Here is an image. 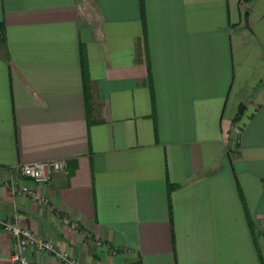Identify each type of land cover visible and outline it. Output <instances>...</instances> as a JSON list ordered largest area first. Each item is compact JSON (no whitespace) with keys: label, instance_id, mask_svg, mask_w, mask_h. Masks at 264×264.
<instances>
[{"label":"crops","instance_id":"1","mask_svg":"<svg viewBox=\"0 0 264 264\" xmlns=\"http://www.w3.org/2000/svg\"><path fill=\"white\" fill-rule=\"evenodd\" d=\"M0 220L81 264H264V0H0Z\"/></svg>","mask_w":264,"mask_h":264},{"label":"built area","instance_id":"2","mask_svg":"<svg viewBox=\"0 0 264 264\" xmlns=\"http://www.w3.org/2000/svg\"><path fill=\"white\" fill-rule=\"evenodd\" d=\"M66 166L67 162L61 159L40 161L21 164L17 166V172L19 176L27 177L35 183H45L51 179L53 174L64 171ZM10 192L14 195H30L32 198H35L33 189L23 184L17 185L11 182ZM38 202L42 205L47 204V200L44 198H40ZM64 222L72 228L75 227V224L67 218H64ZM3 232L8 233L14 241V249L10 256V262L12 264H30L27 256V251L30 247H33L39 252L52 254L61 264H79L67 252L59 249L50 240L40 237V235L27 226H21L9 220H0V233Z\"/></svg>","mask_w":264,"mask_h":264},{"label":"rangeland","instance_id":"3","mask_svg":"<svg viewBox=\"0 0 264 264\" xmlns=\"http://www.w3.org/2000/svg\"><path fill=\"white\" fill-rule=\"evenodd\" d=\"M11 183V182H10ZM10 183L8 184V186H9V192H10ZM11 193V192H10ZM22 226V225H21ZM26 226V225H25ZM28 227V226H27ZM1 234L2 233H0V237H1ZM41 237V236H40ZM54 244V243H53ZM55 245V244H54ZM29 249H32L35 253H38V254H48V253H44V252H39V251H37V250H35L33 247H30ZM28 249V250H29ZM111 253H114V251H112ZM52 255V254H51ZM0 256H1V239H0ZM71 256V255H70ZM72 258H74L73 256H71ZM56 258V257H55ZM57 259V258H56ZM79 264H81L76 258H74ZM30 260V259H29ZM58 260V259H57ZM59 261V260H58ZM59 263H60V261H59ZM30 264H33V262H31L30 261ZM61 264V263H60Z\"/></svg>","mask_w":264,"mask_h":264},{"label":"water","instance_id":"4","mask_svg":"<svg viewBox=\"0 0 264 264\" xmlns=\"http://www.w3.org/2000/svg\"><path fill=\"white\" fill-rule=\"evenodd\" d=\"M248 17H249V12L245 11V13H244V24L246 27H249Z\"/></svg>","mask_w":264,"mask_h":264}]
</instances>
